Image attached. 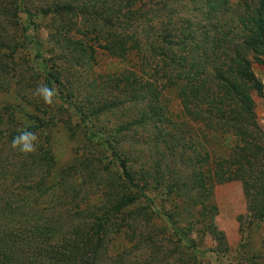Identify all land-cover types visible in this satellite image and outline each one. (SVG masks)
Listing matches in <instances>:
<instances>
[{
	"label": "trees",
	"instance_id": "obj_1",
	"mask_svg": "<svg viewBox=\"0 0 264 264\" xmlns=\"http://www.w3.org/2000/svg\"><path fill=\"white\" fill-rule=\"evenodd\" d=\"M29 1L8 0L1 10L6 21L19 24L22 30L21 39L15 43L0 36V90L17 82V91L32 97L30 103L35 111L27 115L29 122L21 127L1 126L7 106L5 113L0 111V142L7 137L12 145L13 138L22 131L39 137L44 132L45 140L44 145L39 142L35 153L25 154L14 148L18 164L2 157L0 151V264H103V259H111L107 241L113 233L125 228V237L134 248V242H139L140 247L153 238V227L145 233L136 232L149 225L154 216L151 197L144 193L152 184L151 178L145 176L141 184L129 168V156L115 150L109 138L89 130L88 122L115 104L100 97L102 89L91 75L98 46L120 60L130 53L138 57V71H121L117 76L107 73L105 84L121 90L124 97L130 94L134 106L141 104L137 117L122 126L123 131L133 127L135 133L137 128H143V133L148 126L155 130L150 139L174 152L176 160L168 173L167 192L175 203L180 201L195 210L199 233L211 234L216 246L225 248L224 232L214 220L217 206L212 192L216 183L230 179L241 180L250 219L264 217V133L258 125L252 97L253 93L263 94L252 62L264 64V0H45L47 3L36 11L27 5ZM174 1L186 5L179 9ZM41 17L51 39L47 59L36 31ZM30 26L38 35L34 54L42 65L34 64L27 56L23 63L18 59L16 47L26 49ZM27 69L34 74L30 78ZM75 72H86L84 83L93 86L79 87ZM36 82L37 86L46 84L55 89L54 98L61 104L53 98V104L48 105L39 96H32L37 86L30 88V84ZM171 87L177 90L183 118L204 124L212 130L210 135L218 136L217 153L196 138L186 137L185 120L167 117L161 95ZM72 109L80 112L82 120L73 125L69 117L63 122L66 129L71 134L81 129L82 134L89 135L87 142L106 143L112 149L117 169L110 175L96 169V181L106 188L97 211H88L92 219L63 222L60 212L36 209V197H29L25 190L46 184L43 175L56 162L45 132ZM168 121L171 127L166 129ZM228 134L233 135V140L228 141ZM178 165L189 168L186 179L178 177ZM65 170L61 168V176ZM68 172L67 168L64 174ZM85 176L91 177L90 172L86 171ZM63 184L77 190L74 180ZM165 215L178 234L175 213L167 210ZM87 220L92 221L85 227ZM189 244L192 247L194 242ZM181 253L186 256L182 250ZM125 259L123 253L113 258L115 264H154L151 259L150 263L147 259Z\"/></svg>",
	"mask_w": 264,
	"mask_h": 264
},
{
	"label": "rangeland",
	"instance_id": "obj_2",
	"mask_svg": "<svg viewBox=\"0 0 264 264\" xmlns=\"http://www.w3.org/2000/svg\"><path fill=\"white\" fill-rule=\"evenodd\" d=\"M7 1L0 0V36L9 43H15L21 39L22 29L19 24L13 21H6L4 18L1 10L6 7ZM231 1L236 2L238 0ZM47 2L45 0H30L27 5L31 7V10L34 9L36 11L41 4ZM173 4L179 9L183 8L181 5H186V3L177 1H174ZM186 9L189 11L187 6ZM22 17H24V13H22ZM225 17L227 19L229 14H226ZM43 21L42 17L37 20V23L41 24L36 28V31L44 44L42 47L44 48L43 57L47 59L50 56V51L48 50H51V39ZM3 23L5 24L3 25ZM37 34L34 32L33 26H30L26 32V35L30 38L29 43L26 44V49L16 47L18 59L21 63L24 62L27 56L34 64L42 65L41 59L34 54L38 45L36 41L38 39ZM95 61L93 65L94 74L91 75L96 77V83L102 89L100 97L110 100V104H115L114 107L106 110L99 117L94 116L88 122L89 130L100 134L102 137L109 138L110 142L115 146V150H122L125 156H129V168L131 172L133 171V176L141 184L145 176L151 178L152 184L146 186L144 193L151 197V207L154 211V216L149 225L141 227L136 232L143 231L145 233L151 230L152 227L155 229L152 234L153 238L148 244L141 243V246L138 247L140 243L134 242L137 248L132 247V243L125 237L123 232L125 228L117 234L113 233L112 237H109L107 241L109 242L107 244V252L110 254L111 259H103L102 263H113V258L118 253H123L126 254V262L133 259L138 261L147 259L150 263L151 259L154 264H264V217L260 220L253 218L256 219L253 221L250 219L241 180L230 179L218 182L213 188L212 199L217 206L214 220L218 229L222 230L225 235V248L219 249L216 246V240L211 234L205 233L202 235L199 233L200 226L197 225L194 219L196 218L195 210L191 208V211L180 201L176 200L177 202L175 203L167 192L169 190L167 182L170 181L168 173L172 170V165L176 160L174 152L171 153L170 149L164 148L159 144L158 147L156 142L150 139L151 137L153 138L155 130H151L148 126H145L143 133H140L143 128H137L138 133L134 132L133 127L124 131L122 129V126L137 117L141 104L137 103L134 106V103L129 99L130 94L124 97L121 90L111 86V84L106 86L105 76L107 73L117 76L121 71H130L131 69L138 71L140 68L138 57L134 53H130L125 59L120 60L112 57V55L98 46L95 51ZM31 66L34 68V65ZM252 68L263 85L262 96L253 93L252 97L259 122L258 125L264 133V64L252 62ZM27 71L28 78L34 75L30 70L27 69ZM85 74L86 72H75L76 82H74L80 85L79 87L81 88L92 87L93 85L87 81L84 83ZM37 83H29L31 85L30 88H35ZM98 87L97 89H99ZM176 91L175 88L171 87L164 89L162 92L161 103L165 105L163 109L167 117L172 118V120L176 119V121L185 120L186 125L183 126V130L186 137L196 138L198 142H203L202 145H205L206 148L215 149V153H217L219 148L218 136L210 135L208 132L212 130L205 128L204 124H198L183 118L182 106H180ZM33 95L34 93H32ZM30 98H32L30 94L29 97H25L17 91V82L15 83L14 81L9 89L0 90V111L4 112L7 106V113L4 112V121L1 126L3 124V127L7 125L9 127H21L28 123L29 117L27 115H32L35 111V106L30 103ZM54 101L57 104H61L57 98H54ZM120 101L123 103L121 104ZM38 103L41 104L39 98ZM73 112V109L70 113L67 110L62 116H59L57 125L50 128L49 132H45L50 138L49 149L54 162H56L55 167L48 171L50 173L47 172L46 175H43L46 177V184L38 188L37 186H32L25 190L26 193L30 194L28 195L29 197H36L38 201L36 209L38 208L40 212H60L59 216L60 218L62 217L61 221L63 222L66 220L75 222L78 218L92 219V215H87L90 213L88 211L95 209L97 211L103 197L102 190L106 188L103 183L96 181L98 178L94 176V173L97 169L98 173L110 175L112 171L117 169L112 149L106 143L101 145L96 141L87 142L86 137H89V135L82 134L81 129L77 128L78 132L76 131L73 134H71V130L66 129L63 122L68 120L69 117L73 125L82 120L81 114L77 109ZM10 114L12 115L7 118L6 116ZM169 122L167 125H169ZM170 127L171 125L167 126L166 129ZM228 135V141L233 140V135ZM44 140L43 132L39 137L40 144H43ZM0 151L2 152V157L14 164H18V154L7 141V137H4L0 142ZM119 156L123 155L119 154ZM85 161H90L91 164L85 165ZM106 167L109 168V171L106 170ZM61 168H66V170L68 168V174H64L65 170L61 176ZM177 168V171L179 170L178 177L186 179L189 168L184 165H178ZM86 171L90 172L91 177L85 176ZM36 178L39 180L38 177ZM72 180H74L77 190L71 188L72 186L68 184H63ZM167 210L175 213L177 220L175 226L178 234L174 232L172 222L165 215ZM91 221H85V227ZM107 228L109 227L107 226ZM187 228H191V230L187 231ZM179 234L181 235L180 240ZM136 239L134 238V240ZM190 241L194 242L192 247H190ZM159 244L161 245L160 247L158 246ZM181 250L187 257L181 253ZM189 251L194 253L193 256L190 255Z\"/></svg>",
	"mask_w": 264,
	"mask_h": 264
},
{
	"label": "clouds",
	"instance_id": "obj_3",
	"mask_svg": "<svg viewBox=\"0 0 264 264\" xmlns=\"http://www.w3.org/2000/svg\"><path fill=\"white\" fill-rule=\"evenodd\" d=\"M34 94L42 98L45 104L52 105L56 90L46 84H41L37 86ZM38 144V135L30 131H22L12 140V147L18 148L20 152L25 154L35 153L38 150Z\"/></svg>",
	"mask_w": 264,
	"mask_h": 264
}]
</instances>
